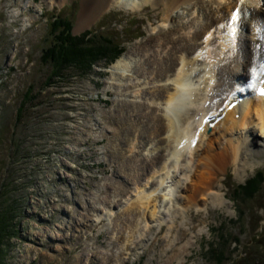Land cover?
<instances>
[{
    "label": "rangeland",
    "instance_id": "obj_1",
    "mask_svg": "<svg viewBox=\"0 0 264 264\" xmlns=\"http://www.w3.org/2000/svg\"><path fill=\"white\" fill-rule=\"evenodd\" d=\"M200 1L178 7L166 27L155 20L163 17L162 10L147 6L141 12H129L111 6L76 30L82 0L54 1L52 6L50 0H0V211H7L9 219V236L1 247L4 264H214L210 247L222 249L225 258L238 260L236 264H264V153L255 154L249 147L240 153L236 165L223 163L218 170H207L197 163L186 184L188 191L176 193L178 204L172 205L170 214H159L165 217L161 226L149 222L138 238L125 231L122 222L117 224L129 206L134 185L142 181L135 176L142 159L159 154V150L151 152L162 139L145 132L144 118L158 117L159 111L150 103L158 82L152 73L150 80L139 77L146 73L143 64L151 55L163 58L168 49L176 50V45L186 43L184 39H191L196 30L191 20L197 18L200 27L216 15L208 0L199 10ZM235 2L242 6L246 0ZM256 2L255 11L249 9L237 20L241 38L238 30L233 43L224 46L227 32L216 34V39L212 34L211 50L222 55L217 64L230 68L222 78L225 82L232 83L233 71L245 73L240 64L250 56L255 55L258 63L264 59H258L259 52H264L259 40L264 19L258 24L252 20L254 13L264 14V0ZM59 14L71 20L72 36L101 27L99 33L114 38L125 52L111 64L97 62L89 74L73 72L44 87L48 69L40 57L50 44L47 24ZM161 30L169 38L182 40L163 41L160 34L156 44L149 42ZM146 42L150 49L143 48ZM130 55L134 61L124 77L146 81L138 95L137 86H124L125 80L121 83L110 74L117 60ZM223 85L216 78V93ZM29 86L37 95L34 108L29 107L26 118L15 124ZM134 104L142 107L143 118H137ZM213 129L206 132L205 144H212L218 154L226 145ZM248 132L253 142L262 139ZM145 143L151 148H145ZM133 159L130 169L128 160ZM198 175L204 176L203 182H198ZM148 177L151 185L156 179ZM256 177H260L259 193L241 202L235 187ZM195 188L204 192L193 198ZM205 192L221 195V208H214L208 196L203 200ZM109 208L113 215L105 218Z\"/></svg>",
    "mask_w": 264,
    "mask_h": 264
},
{
    "label": "bare ground",
    "instance_id": "obj_2",
    "mask_svg": "<svg viewBox=\"0 0 264 264\" xmlns=\"http://www.w3.org/2000/svg\"><path fill=\"white\" fill-rule=\"evenodd\" d=\"M50 1L51 3L49 2V4L52 6L54 5V1H57V3H64L67 0ZM190 1L191 0H82L81 12L76 30L82 29L86 23L95 19L97 15L104 12V9H108L111 6L121 7L123 10L129 12H141L147 6L156 11L162 10L161 14L163 17L159 18V20H157L156 17L155 20L158 21V23L161 22V25L166 27L173 18L174 13H176L175 10L183 5H189ZM204 1L207 2V0H201L200 3L196 4V6H200L199 10H204L206 6L204 5ZM208 1L214 4L216 12L213 13L216 15L208 18L205 25L200 27L197 24V18L191 20L192 22H190V24L192 28H196L192 38L190 39L188 37V40L184 39L186 43L182 45L178 44V46L176 45V50L168 49L169 51L163 58L158 59L151 55L143 64L146 73L139 75V77L145 79V76L152 73L155 75L153 78L155 80L154 82H158L150 103L154 106L152 108L158 109L159 116L145 117L144 119L146 134H150L151 136L154 135L162 139L157 140V144L154 145L151 152L153 153L159 150V154L156 153V155L150 156L148 160L143 158V166L139 173L135 174V176L138 177L137 179L141 178L142 181L143 178L146 179L145 185L147 186H145L142 181L134 185L129 206L124 211L123 216L118 218L117 224L120 225L122 222L125 231H129L131 235L137 236L138 238L142 236L143 229L148 226L149 222H156L159 226L162 225V220H164L165 217L162 215L160 218L159 214H170L172 205L178 204L176 201V193L180 190L188 191L186 184L191 182L193 171L196 169L197 163L200 164L202 169L218 170V167L223 166V163L227 165H236L240 153L244 149L248 150V147L250 150L252 149L255 154L259 155L264 153V96L257 95L255 89L247 87L245 83V81H251L257 88L264 87V85L260 84V80H264V76L258 75L255 80H252V70H258L259 66L264 63V52H259L260 55H258V59H263L260 63L255 61V55L252 58L250 56L245 63L243 62L240 64L245 73L240 75L233 71V73H230L232 75V83L227 82V80L226 83L222 78L227 71H230V68L224 65L221 66L220 62L217 64L218 58L222 55L220 53L217 54L216 51L214 49L211 50L210 47L212 34H214L213 36L216 39V34L219 35L223 31L227 32L225 40L228 41L227 43L224 42V46L232 44L239 30L237 21L233 25L236 29L235 34L229 35L227 22L230 20L232 12L238 10L240 17L248 11L250 12L251 9L255 11L258 3L256 0H246L245 4L239 6L235 2L237 0ZM243 18L244 17L240 18V25H242ZM263 19L264 14L254 13L252 20L258 24ZM221 24L225 26L221 28ZM239 32L241 31L239 30ZM163 33L164 31L161 30V32L155 36L154 39L149 40V42L156 44V42H158L157 37L160 34L163 35V37H161L163 41L172 40L178 43L179 40H182L179 35V37L173 39ZM174 33H176V31H174ZM241 37L242 32L240 38ZM199 39L200 41H198ZM259 40L262 43L261 46H264V32L261 37H259ZM158 44H161V42ZM150 47V43L146 42L143 48L150 49ZM239 48L240 44L238 43L234 52L236 53ZM260 49L264 50L263 47ZM148 51L149 50H146V52ZM130 56H124L117 60L111 67L113 68V72H110V74H112V76L114 75L115 80L118 79L121 83L125 80L126 84H123L124 86H127V83L137 86L135 89L137 93L135 94L138 95L139 91L145 88L146 81L140 82L138 78L131 80L130 77H124L132 67L131 61L132 63L134 61L132 55ZM234 68L236 67L234 66ZM149 78L148 76L147 79L150 80ZM216 78L217 80L219 79L221 83L224 82L223 88L220 89L219 93H216L217 90L213 88ZM134 80L136 81L135 83ZM129 87L126 89L124 88V90L128 92ZM237 99L239 102H237L235 107H233L232 110L228 109V106L236 102ZM208 101L209 103L207 104ZM132 110H134L137 118H143L140 113L142 110L141 106L134 104ZM209 117H213L214 122L210 120L206 123L205 119ZM219 117L220 119L217 121ZM215 122L216 124L213 125V128L216 130L218 137L223 139V144L226 145V148L222 147L221 152L218 154L215 153V148H212V144H205L207 139L206 132H210L209 125ZM142 124H144L143 121ZM248 130H252L259 134V136H262V139L253 142L248 135ZM233 134H236L237 138H233ZM232 141L235 142V147H232L234 145ZM142 145L145 146V148L151 146L146 143ZM151 153L149 155H152ZM128 162L127 167L132 169L135 165L134 159L128 160ZM152 168H155V170H151ZM148 175L151 176L152 179H156L151 185L148 184ZM178 177L180 181H178ZM197 178L199 183L204 181V176L202 175H198ZM171 184L173 188L170 187ZM136 185L140 186V189L135 193ZM191 191L192 190H190V192ZM203 192L195 188L191 195L194 198L195 194L199 195ZM207 196L214 208H221L223 204L221 195L217 193H206L203 200H206ZM187 200L190 203L192 202L190 198ZM109 210L111 211V208L103 214L105 218H110V216L113 215L114 211L109 212ZM98 220H101V218ZM124 239L126 238H123V240Z\"/></svg>",
    "mask_w": 264,
    "mask_h": 264
},
{
    "label": "trees",
    "instance_id": "obj_3",
    "mask_svg": "<svg viewBox=\"0 0 264 264\" xmlns=\"http://www.w3.org/2000/svg\"><path fill=\"white\" fill-rule=\"evenodd\" d=\"M47 26L50 44L42 50L40 57L41 65L48 69V75L43 82L44 87H52L62 78L73 75V72L80 75L89 74L92 66L99 61L105 60L107 64H111L125 50L122 44L115 42L114 38L99 33L101 27L84 33L81 37L72 36L71 20L67 17H61L60 14L52 16V21H49ZM36 98L34 87L29 86L23 94L17 109L15 124L26 118L27 113L30 111L29 107L34 108L33 103ZM259 186L260 177H256L247 182L245 186L235 187V192L237 196L239 195L242 198V200L240 199L241 202L251 201L259 193ZM8 222V212L0 211V264H4L1 247L3 240L9 236ZM209 250L212 251L215 258L213 260L214 264H236L238 261L225 258L222 249L215 250L210 247Z\"/></svg>",
    "mask_w": 264,
    "mask_h": 264
},
{
    "label": "snow or ice",
    "instance_id": "obj_4",
    "mask_svg": "<svg viewBox=\"0 0 264 264\" xmlns=\"http://www.w3.org/2000/svg\"><path fill=\"white\" fill-rule=\"evenodd\" d=\"M239 18V12L238 10L233 11L230 20L227 22V26L229 28V35H234L236 29L233 27V25L237 22ZM225 25L221 24L220 27L223 28ZM264 76V63H262L259 66V69H253L252 70V80H255L257 76ZM247 87L254 88L257 95L264 96V87L257 88L255 84H253L251 81H245ZM260 84L264 85V80H260Z\"/></svg>",
    "mask_w": 264,
    "mask_h": 264
}]
</instances>
